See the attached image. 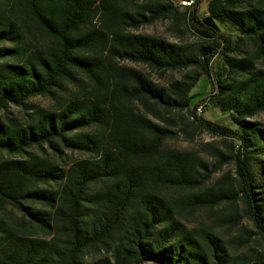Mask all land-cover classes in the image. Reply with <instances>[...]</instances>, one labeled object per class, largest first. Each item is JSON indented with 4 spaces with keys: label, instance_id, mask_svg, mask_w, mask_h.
Here are the masks:
<instances>
[{
    "label": "trees",
    "instance_id": "16d2710c",
    "mask_svg": "<svg viewBox=\"0 0 264 264\" xmlns=\"http://www.w3.org/2000/svg\"><path fill=\"white\" fill-rule=\"evenodd\" d=\"M165 19L196 49L137 32ZM260 113L264 0H0V264H264Z\"/></svg>",
    "mask_w": 264,
    "mask_h": 264
},
{
    "label": "rangeland",
    "instance_id": "374dc122",
    "mask_svg": "<svg viewBox=\"0 0 264 264\" xmlns=\"http://www.w3.org/2000/svg\"><path fill=\"white\" fill-rule=\"evenodd\" d=\"M207 4L206 2H202L199 5V13L201 15H205ZM138 33L142 34H149V35H156L163 38H166L167 40L171 42H178L184 45H189L192 50H195L197 47L198 42L196 39L189 34L188 32H185L184 34H180L174 30V27L172 26L170 19H165L161 21H157L152 25L143 26L137 30ZM248 48L250 50L253 49V46L249 45ZM129 66L136 67L140 70H143L145 72H149L147 68L141 66V65H135L132 63H127ZM151 77L158 83L166 84L169 80L173 78H180L183 74V72H167L163 75L157 74V73H150ZM210 83L209 80L202 76L199 81L197 82L195 88L192 90L191 94L196 95L198 98H204L207 97L210 94ZM35 103L39 105H46L47 101L42 98H36L34 99ZM203 112L201 115L209 120L212 121H219L223 124H228L227 118L225 115L218 112L216 109L212 107H207L205 110H202ZM254 121H257L262 124L264 127V113H260L257 116L254 117ZM187 125L188 122L186 120ZM182 127V123H179ZM167 146H172L180 150H194L198 152L202 157H204L206 160L212 162L214 160V156L211 154L210 148L206 145H211L212 147H217L219 149L225 150L226 145L222 142L221 139L214 137L212 135H209L206 132H198L194 137L191 139L188 135L184 134V132L180 133V136L173 139L168 140L166 142ZM229 173L233 174V168L231 165H224L222 167V170L215 175H213L211 182L214 183L219 177H221L223 174ZM210 224L211 220L207 217V212L204 210L197 211L193 215H190L188 217V227H198L200 224ZM243 227H250L248 222L245 220L243 221ZM241 226H239L237 229H235L231 235H227L223 229L217 230V233L225 238L226 240L230 239L231 237L238 236L241 232L240 229ZM242 228V227H241Z\"/></svg>",
    "mask_w": 264,
    "mask_h": 264
},
{
    "label": "built area",
    "instance_id": "2783aa9c",
    "mask_svg": "<svg viewBox=\"0 0 264 264\" xmlns=\"http://www.w3.org/2000/svg\"><path fill=\"white\" fill-rule=\"evenodd\" d=\"M182 4H185V3L183 2ZM187 4H189V3H187ZM197 111H198V113H200L202 111V107H199Z\"/></svg>",
    "mask_w": 264,
    "mask_h": 264
}]
</instances>
